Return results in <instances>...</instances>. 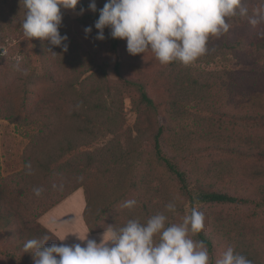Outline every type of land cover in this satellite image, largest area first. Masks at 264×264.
<instances>
[{"label":"rangeland","instance_id":"rangeland-1","mask_svg":"<svg viewBox=\"0 0 264 264\" xmlns=\"http://www.w3.org/2000/svg\"><path fill=\"white\" fill-rule=\"evenodd\" d=\"M243 2L249 10V15H252L253 9L264 7V0ZM61 12L63 20L59 30L61 35L66 34L69 38L66 41L67 52H64L62 47L51 45L47 40L26 37L21 27L25 17L21 0H0V187H9L11 192L23 185L16 176L24 168L30 138L40 130V113L65 116L73 111L82 116L84 111L79 107V97L83 90H78L79 85L90 75L86 70L92 63L99 66L107 62L110 64L108 73L114 89L103 108L109 124H112L113 134L105 133L104 137H99L92 145L79 147L78 151H92L96 146L105 144L109 147L113 141L112 149L118 150L119 153L120 148L125 153L143 154V162L132 169H128L124 164L114 168L106 167L107 170L102 174L90 169L75 181V185H84L79 189H88L92 202L88 216L93 227L97 230H104L108 225L120 227L130 218L146 222L150 216L166 210V207L157 204L158 201L167 204L176 202L185 209L178 214L166 210L169 224L180 222L183 216L188 214L186 200L176 194V182L168 178L164 166L151 153L162 116L145 109L138 88L129 87L119 81L114 71V63L120 60L126 77L146 82L148 92L154 100L164 103L174 95L184 99L176 109L171 110L172 103L167 104V111L163 107L161 114L167 122L172 121L167 134L169 144L172 145L174 138L179 134L184 136L185 141L195 144L187 167V170H192L190 187L197 188L194 183L198 177L209 185L216 184L217 187L213 190L227 191L231 180L227 178L226 185L217 181L220 173L216 162L233 161L239 167L247 166V158L233 157L229 146L233 144L234 139H243L249 132L244 120L246 90L250 86L256 90L264 89V60L261 59L250 68H244L237 53L239 51H235L232 45L236 44L239 38L249 44L264 41L257 36L258 31L264 30V23L253 27L247 19L233 18V27L228 33L209 39L207 51L215 61H193L187 66L181 65L176 71L183 73L182 86L174 91L170 90L169 63L161 64L154 52L148 50L135 56L130 55L126 40L117 52H110L105 46V40L95 38L99 30L94 24L90 20L83 22L92 14L91 10H85L81 14L77 8H62ZM88 26H92L93 31L86 38L84 29ZM218 42L221 44L220 50L215 45ZM49 48L56 54L49 51ZM76 79H79L76 89L70 88V84ZM95 85V79L86 82V93ZM193 93L199 97L188 99ZM81 116L75 119L74 125H67L72 137L80 136L79 127H82L83 122ZM177 121L180 126L176 125ZM250 131L260 138L258 141L264 142V127H254ZM137 135H140L138 140L135 139ZM46 150L44 144L39 152L44 154ZM77 153L74 161L85 162ZM254 163L256 173L264 171V159ZM36 181L44 186L45 191L53 188L55 184L41 170L36 174ZM254 183L257 186L264 185V178ZM122 188L125 190L123 196L120 195ZM230 188L231 194H239L237 186L232 185ZM85 194L87 200L86 191ZM15 198H18L17 195ZM128 199H136L138 202L132 210L121 207ZM198 208L205 213L203 230L213 240L216 261L228 247H232L240 254L250 250L264 263L262 209L254 205ZM20 226L21 224L16 222L12 229L0 228V264H33L32 254L23 251L22 244L24 245L25 240L19 236ZM192 238L195 240L194 236Z\"/></svg>","mask_w":264,"mask_h":264},{"label":"trees","instance_id":"trees-1","mask_svg":"<svg viewBox=\"0 0 264 264\" xmlns=\"http://www.w3.org/2000/svg\"><path fill=\"white\" fill-rule=\"evenodd\" d=\"M91 0H81L77 5V9L90 10L89 4ZM106 0H96L97 8H103ZM99 17V11L93 12L83 22L87 23L90 20L94 25L95 21ZM84 23V24H85ZM105 46L110 52H117L124 44V39H114L110 35V29L105 30ZM236 44H233L235 51H239V59L241 60L242 67L250 68L252 65L263 59L264 60V41L257 44L248 43V41L239 38ZM207 45H210L209 42ZM217 49L220 50L221 44L218 42ZM259 46V47H258ZM258 48V49H257ZM254 52V53H253ZM215 61L213 56H209L208 51L199 56L194 62L199 63H212ZM92 66L86 70V73L90 75L86 80L82 81L78 90L82 94L79 97V107L84 111L81 116L73 111L68 112L65 116H54L49 114L42 115L40 113V130L30 138V143L27 147L24 168L16 176L20 178L23 185L18 190L9 189V187H0V228H13L14 224L19 222L21 224L18 228L19 236L25 240L29 239H42L44 236L50 238L46 241L47 245L52 243H61L58 237L51 231L43 227L39 223V218L51 210L56 205L60 204L67 197L75 193L79 188L84 187L83 184L75 185L77 179L82 178L90 169L94 172L102 174L107 168H114L118 165H126L128 169H132L138 163H142L143 154H135L133 152H123L120 150L112 149L111 143L105 145H98L92 151H81L79 147L92 145L93 142L98 141L99 137H104V134L112 132V124H109L106 111L103 105L107 102V98L111 97L113 91V85L109 77L108 67L110 64L103 62L99 66L91 64ZM183 65L179 61H173L169 63L171 75H170V90H174L182 86L181 74L176 71ZM96 67L94 71L93 67ZM94 71V72H93ZM114 71L120 82L129 86L136 87L141 93V103L146 110L153 111L162 116L160 121V129L154 136L152 145V151L155 159L164 166V171L170 180H174L178 186L177 193L180 198H184L187 202L190 214L192 207H205V206H220V205H254L264 211V185L257 186L254 182L261 178H264V171L255 172L254 161L264 159V142L258 141L257 136L254 135L251 129L254 127H264V89L256 90L253 86H250L246 90L245 99L247 103L245 105L244 120L249 127V132L243 139H234L233 144L229 146L233 152V157L244 156L247 158V166L239 167L234 164L233 161H219L216 162L217 170L220 175L217 181L221 185L227 184V178L231 180V185L227 191L213 190L217 187L216 184L209 185L203 181L202 178H195L194 185L197 188L192 189L190 187V180L192 179L191 171L187 170L189 167L188 159L192 156V149L195 144L190 141H185L184 136L179 134L174 138L173 144H169L167 141V134L169 127L172 125V121H168L161 114L163 107L169 103L171 110L178 107L179 102L184 99L174 95L168 102L159 103L154 100L148 92V84L143 81L129 79L126 77L123 71V63L117 60L114 63ZM91 79L96 80V85L88 93H86L85 83ZM79 79L70 84V88L76 89ZM173 96V92L171 93ZM198 94L193 93L188 99H197ZM238 109V108H237ZM178 110V109H177ZM165 111V110H164ZM167 111V108H166ZM165 111V112H166ZM74 113V114H73ZM83 118L82 127H79L80 136L72 137L67 130V125L70 123L74 125L77 117ZM177 126L180 123L176 122ZM102 128V130H99ZM105 131V132H104ZM140 138V135L135 137L136 140ZM263 143V144H261ZM46 145L47 150L44 154L39 152L42 145ZM78 152V153H77ZM79 154V158L85 160V162L76 163L74 161L75 154ZM124 161V163H122ZM32 164V174H27L28 170L25 168L27 163ZM187 163V164H186ZM191 168V166H190ZM189 168V169H190ZM41 170L45 173L49 180L55 182L57 188H48V191H43L41 196L37 197L33 188L42 187V184H37L36 174ZM217 183V182H216ZM63 184V188L59 187ZM73 184V185H72ZM218 184V183H217ZM238 187L239 194H231V186ZM87 193V207L85 210V221L89 226V229L93 233L101 232L104 230H97L93 227L89 219V210L92 205L90 197L88 196V189L85 187ZM15 192V193H14ZM120 194L125 195V190L122 188ZM17 195L18 198H15ZM15 198L12 200L11 198ZM20 201H19V200ZM22 200V201H21ZM175 203L176 214L185 211L184 208ZM160 207H165L166 202L158 201ZM166 213V210L161 211ZM195 240H203L208 248L210 262L209 264H216V258L214 253V243L210 235L205 231H201L194 235ZM24 242V243H25ZM23 247V244H22ZM242 255L246 256L252 261V264H264L260 261V258L253 255L250 250L243 251Z\"/></svg>","mask_w":264,"mask_h":264},{"label":"clouds","instance_id":"clouds-1","mask_svg":"<svg viewBox=\"0 0 264 264\" xmlns=\"http://www.w3.org/2000/svg\"><path fill=\"white\" fill-rule=\"evenodd\" d=\"M81 0H21L25 17L21 23L24 35L29 39L47 40L51 45L68 51V36L61 35L63 16L61 9L75 10ZM89 9L99 11L95 21L96 39L104 41L105 29H110L114 39H124L130 55L151 50L161 64L179 61L191 64L207 51L211 37H220L233 27V18L247 19L256 27L264 23V7L253 9L252 15L243 0H106L98 9L91 0ZM85 10L80 9L81 14ZM92 26L84 29L86 38ZM264 39V30L257 33ZM52 52L51 48L48 49ZM56 54L55 52H52ZM32 174L31 162L25 165ZM53 184V188H57ZM59 187L62 189L63 184ZM42 187L33 188L39 197ZM136 199H128L122 208L132 210ZM167 211H175V203L169 202ZM165 212L150 216L146 222L130 218L120 227L108 225L99 240L88 234H76L80 242L52 243L50 238L29 239L23 245L25 253H31L33 264H209L208 248L203 240L192 236L203 231L205 213L192 207L190 214L178 223H168ZM64 241L66 238H58ZM216 264H252L246 256L232 247L223 252Z\"/></svg>","mask_w":264,"mask_h":264},{"label":"crops","instance_id":"crops-1","mask_svg":"<svg viewBox=\"0 0 264 264\" xmlns=\"http://www.w3.org/2000/svg\"><path fill=\"white\" fill-rule=\"evenodd\" d=\"M87 200L85 191L77 190L60 204L53 207L39 218V223L55 234L58 238H66L61 243L72 244L80 242L76 234L99 240L103 232L93 233L85 221Z\"/></svg>","mask_w":264,"mask_h":264}]
</instances>
